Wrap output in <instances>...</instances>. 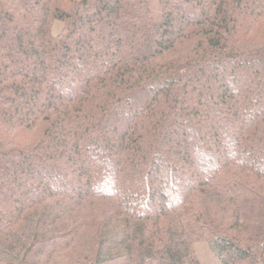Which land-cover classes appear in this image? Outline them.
Listing matches in <instances>:
<instances>
[{
  "label": "trees",
  "instance_id": "16d2710c",
  "mask_svg": "<svg viewBox=\"0 0 264 264\" xmlns=\"http://www.w3.org/2000/svg\"><path fill=\"white\" fill-rule=\"evenodd\" d=\"M0 174V264H264V0H0Z\"/></svg>",
  "mask_w": 264,
  "mask_h": 264
},
{
  "label": "rangeland",
  "instance_id": "374dc122",
  "mask_svg": "<svg viewBox=\"0 0 264 264\" xmlns=\"http://www.w3.org/2000/svg\"><path fill=\"white\" fill-rule=\"evenodd\" d=\"M58 29H59V25H55L54 27H53V31L54 32H57L58 31ZM47 169V168H46ZM50 171L47 169V172H46V174L48 175V176H50V173H49ZM1 175V177H3L4 176V174H0ZM46 175V176H47ZM32 184H34V183H32ZM28 188H29V185L28 184H25L24 186H21V189H20V191H21V194H25L27 191H28Z\"/></svg>",
  "mask_w": 264,
  "mask_h": 264
}]
</instances>
